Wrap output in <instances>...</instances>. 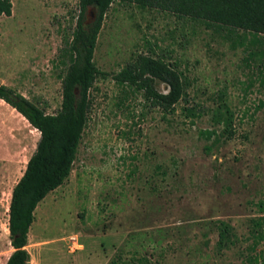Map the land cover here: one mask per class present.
Wrapping results in <instances>:
<instances>
[{"label": "rangeland", "instance_id": "obj_1", "mask_svg": "<svg viewBox=\"0 0 264 264\" xmlns=\"http://www.w3.org/2000/svg\"><path fill=\"white\" fill-rule=\"evenodd\" d=\"M10 2L11 15L0 16V85L56 114L62 101L59 53L76 25L79 0ZM148 45L192 81L191 102L165 118L113 80ZM247 56L233 47L226 30L113 3L94 53L104 76L92 91L69 178L34 211L26 247L30 264H108L120 250L125 258L146 253L152 264H241L248 220L264 200V70L257 61L247 66ZM158 89L167 92L164 84ZM219 91L235 112L236 134L212 143L214 137L201 135L214 128L209 116L186 118L181 108L212 107ZM39 138L0 100V264L13 252L11 192ZM216 221L233 225L241 240L220 254ZM258 249L264 253V244Z\"/></svg>", "mask_w": 264, "mask_h": 264}, {"label": "trees", "instance_id": "obj_2", "mask_svg": "<svg viewBox=\"0 0 264 264\" xmlns=\"http://www.w3.org/2000/svg\"><path fill=\"white\" fill-rule=\"evenodd\" d=\"M136 6L140 10H157L177 19H186L192 24L204 25L217 31L226 30L233 47L248 51L245 58L259 62L257 67L264 70V0H79V15L72 32L63 37L59 61L61 66L62 101L56 114H47L32 101L14 89L0 85V100L19 113L29 125L39 132L40 138L34 153L29 158L22 177L11 192L8 207V231L13 252L5 264H30L26 249L34 211L48 194L62 186L69 178L84 129L93 106V89L99 77L104 76L96 66L94 53L104 18L113 3ZM10 0H0V16L9 17ZM93 9L96 18L87 23L88 10ZM240 31L242 36H237ZM247 36L250 39L247 41ZM257 47L255 51L249 48ZM123 92L140 94L146 106L159 110L163 118L175 114L177 107L191 101L189 89L191 79L174 61L158 55L151 45L145 52L137 53L113 76ZM263 83V80L261 81ZM164 84L163 93L158 85ZM212 107L199 103L182 106L185 117L209 116L212 130L201 131L206 139L214 137L228 141L235 134V112L225 91L213 95ZM157 173L165 176L160 166ZM257 216L248 220L244 237L247 243L241 251V264H264V253L258 247L264 244V200L255 204ZM218 233L215 244L217 254L231 250L241 240L235 227L225 221L214 223ZM154 248L160 241L152 242ZM145 246V245H144ZM108 264H152L146 253L135 251L125 258L120 250Z\"/></svg>", "mask_w": 264, "mask_h": 264}, {"label": "water", "instance_id": "obj_3", "mask_svg": "<svg viewBox=\"0 0 264 264\" xmlns=\"http://www.w3.org/2000/svg\"><path fill=\"white\" fill-rule=\"evenodd\" d=\"M90 19L87 20V23H91L95 20L96 18V13L93 9H91L90 13H89Z\"/></svg>", "mask_w": 264, "mask_h": 264}]
</instances>
